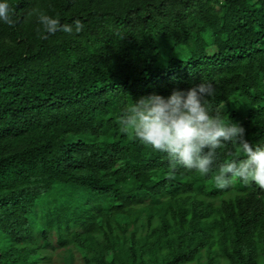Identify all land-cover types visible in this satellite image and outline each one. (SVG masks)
I'll use <instances>...</instances> for the list:
<instances>
[{
  "label": "trees",
  "instance_id": "1",
  "mask_svg": "<svg viewBox=\"0 0 264 264\" xmlns=\"http://www.w3.org/2000/svg\"><path fill=\"white\" fill-rule=\"evenodd\" d=\"M8 3L0 264H264V189L213 179L242 153L225 144L206 176L173 171L118 123L142 96L202 82L212 110L264 147V0ZM39 12L83 30L41 39Z\"/></svg>",
  "mask_w": 264,
  "mask_h": 264
},
{
  "label": "clouds",
  "instance_id": "2",
  "mask_svg": "<svg viewBox=\"0 0 264 264\" xmlns=\"http://www.w3.org/2000/svg\"><path fill=\"white\" fill-rule=\"evenodd\" d=\"M15 15L8 0H0V21L15 26ZM38 20L43 27V33L37 29L41 39L57 32L72 35L83 30L80 19L62 24L58 16L39 12ZM214 94L211 84L201 82L187 91L174 90L167 98L159 94L142 96L119 117L120 132L167 153L173 171L180 165L202 176L211 172L217 150L231 144L243 158L219 165L213 176L215 187L226 190L240 181L264 189V147H254L245 139L244 127L226 121L218 108L212 110L209 98Z\"/></svg>",
  "mask_w": 264,
  "mask_h": 264
},
{
  "label": "rangeland",
  "instance_id": "3",
  "mask_svg": "<svg viewBox=\"0 0 264 264\" xmlns=\"http://www.w3.org/2000/svg\"><path fill=\"white\" fill-rule=\"evenodd\" d=\"M224 110H226V107H223L222 108V111H224ZM34 260H36V261H40V258H38V257H36ZM79 263V262H78ZM80 264V263H79Z\"/></svg>",
  "mask_w": 264,
  "mask_h": 264
}]
</instances>
